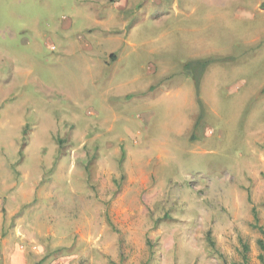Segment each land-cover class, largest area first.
<instances>
[{
    "label": "rangeland",
    "instance_id": "1",
    "mask_svg": "<svg viewBox=\"0 0 264 264\" xmlns=\"http://www.w3.org/2000/svg\"><path fill=\"white\" fill-rule=\"evenodd\" d=\"M0 208V264H264V0H0Z\"/></svg>",
    "mask_w": 264,
    "mask_h": 264
},
{
    "label": "crops",
    "instance_id": "2",
    "mask_svg": "<svg viewBox=\"0 0 264 264\" xmlns=\"http://www.w3.org/2000/svg\"><path fill=\"white\" fill-rule=\"evenodd\" d=\"M112 57L113 58H116V55H114V54H112ZM32 191L33 190H28L27 192H25V195H29V194H31L32 193ZM15 207L13 206V205H11V207H10V210H9V214H14V210H12V209H17V207H18V203H15ZM4 212H5V209L4 208H0V244H3L4 245V247L5 248H7L6 246H7V242H8V240L6 239V233L3 231V225H4V222H3V218H4ZM14 216V215H13ZM16 226V227H15ZM14 227H15V229H14ZM19 228H23L20 224H17V223H14L13 224V230L15 231V234H17V236L19 237L20 236V230H19ZM24 229V228H23ZM26 230H27V228H26ZM15 250H16V252H15V254H14V256L13 257H16V258H21V253L23 252V247H22V245L21 244H17V246L14 248ZM2 251V250H1ZM3 252V251H2ZM13 253H11V255H12ZM2 257H4V254L2 255ZM16 258H13V262L12 261H10L12 264H19L18 263V261L16 260ZM24 264V263H23ZM25 264H31V263H28L27 261H26V263Z\"/></svg>",
    "mask_w": 264,
    "mask_h": 264
},
{
    "label": "trees",
    "instance_id": "3",
    "mask_svg": "<svg viewBox=\"0 0 264 264\" xmlns=\"http://www.w3.org/2000/svg\"><path fill=\"white\" fill-rule=\"evenodd\" d=\"M210 61H212L211 59H205L203 62H201L202 63V65H207Z\"/></svg>",
    "mask_w": 264,
    "mask_h": 264
}]
</instances>
